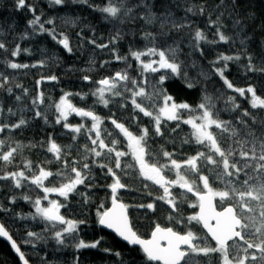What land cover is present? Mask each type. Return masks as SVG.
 <instances>
[{"label":"snow or ice","instance_id":"obj_1","mask_svg":"<svg viewBox=\"0 0 264 264\" xmlns=\"http://www.w3.org/2000/svg\"><path fill=\"white\" fill-rule=\"evenodd\" d=\"M67 2L68 0H48L49 6L62 7ZM72 3L85 4L94 12H99L102 19L111 23L114 28L117 23L123 25L128 21L143 20L146 26L159 21L161 31L159 33L142 32L141 39L146 42L145 48L137 49L130 44L126 55H120L119 42L127 34L134 36L135 32L132 30H129V33H124L122 28H116L115 34L110 35L105 43L97 42L95 29L90 25H85V28L92 31L91 37H84L85 29H81L77 33L81 40V47L86 43L101 52L109 51L112 59L101 62L100 69L106 68L113 62H123L126 65L125 68L98 81H92L87 74L83 75L84 82L98 85L91 92V95L96 98L93 106L85 109L73 105L70 98L79 96L81 100H85L88 93L81 95L80 93L64 92L56 101L51 97H46L40 91L35 97H32L30 105L25 104L24 102L31 96L30 90L15 83V77L6 74V70L47 67L49 63L59 64L60 59L56 53L48 55L44 49L41 52L47 58L33 64H22L16 62L15 59H7L8 56L19 57L22 52L31 55L32 50L21 48L19 43L15 48L9 50L6 37L11 31H14L15 22L9 24L7 29L3 24H0V55L5 58L0 59V63L5 65V71H0V93H7L8 97H15L13 104L7 110H5L3 99H0V136L8 134L4 139H0V162L10 165L22 148L38 146L43 148L47 145V152L51 153L56 161H62L63 164L62 170L52 172L26 160L23 163V169L6 171L0 175V181H11L15 189L34 185L43 192V196H37L34 201L30 195L9 198L10 204H14L18 198H22L32 204L35 209L34 214L29 216L17 214L19 219L39 220L44 223L43 232L27 231L24 242L35 246L34 242L47 243L51 239L55 243L56 251L72 246L77 253L73 258V264H80L79 252L87 249L100 250L105 254L114 255L118 257L117 264H134L131 259L125 260L121 252H114L110 248L101 249L100 246L104 242L103 237H99L93 242H85L82 238H78L80 226L88 225L87 214L83 210L92 203L90 193L98 187L95 184L93 169L99 168L106 179L111 177L112 182L104 187L110 190L112 207L105 208L104 203H100L96 212L98 226L113 231L130 246H139L146 261H160L162 264H200L198 258H207L208 264H264V117L259 116V110H264V98L257 95L255 86L250 84L246 88H236L226 77L229 63L239 64L244 55L247 56V64L242 65L243 70L246 73L264 75V56L260 57L257 63L255 54L247 51L248 41L251 37L242 36L245 29L243 21L238 15L239 0H231L230 5H226L225 0H220L214 9H209L206 3L190 4L183 9L185 16L180 20H177L174 14L167 9L160 15L154 13L153 0H137L135 3L132 0H102L100 4H93L91 0H72ZM14 6L17 10L27 9L33 16L27 22L24 34L19 36L20 41L47 34L69 54L73 53L74 49L70 46L68 36L57 31L53 18L42 22L43 14L37 15L36 5L29 4L28 0H14ZM221 8L229 13V18L233 21V29H238L236 37L225 34L226 26L222 23L223 12L212 19V13ZM188 14L194 16L207 14L208 24L206 27L215 28L214 38L208 40L203 30L198 27L194 28L192 21L188 19ZM248 18H254V14L248 13ZM80 22L79 17L65 21V23H72L74 26ZM46 25L51 27H46ZM165 27H168L169 31L183 33V36L171 44L166 42L163 45L159 44L157 41L169 34L163 31ZM261 28H264V23L261 24ZM236 38L240 40L241 50L231 55L217 53L215 60L209 61L210 70L208 72L200 68L195 60L188 67L185 66V61L180 60V56L183 54L181 45L185 39L191 49L189 55L198 53L203 57L205 53L202 43L204 45L234 44ZM261 47L264 49V41H261ZM130 61L136 63L137 77L130 75L129 70L132 69ZM189 67L192 70L200 68L197 76L205 81L211 75L219 77L227 89L238 93L240 97L251 94V109H255L257 112L253 113L245 109L235 117L234 122L222 120L220 119L221 111L234 113L241 109V105L236 103L235 97L229 96L225 107L218 109L206 89H202V99L196 107H192L187 102H176L174 97L168 93L165 84L167 81L178 78L186 82V87L189 89L198 87L199 80L188 75ZM45 81L58 82L59 77L41 75V78L36 81L37 87ZM146 89H150V91H146ZM161 98L164 105L157 109L155 104ZM145 101L150 103L145 104ZM129 102L131 113L127 126L126 123L114 118L115 113L107 117L113 126L111 132L103 126L104 118L94 111L96 104L103 105L109 110L115 106L118 110L126 111ZM53 109L54 112H52ZM29 111L33 115L26 117L25 113ZM184 112L190 114L189 118L182 119ZM197 112L200 114L191 115V113ZM73 113L81 118V123L73 125L69 122V116ZM50 114L55 115L54 121L49 120ZM140 114L149 118L150 127L141 126ZM37 118L43 119L44 124L53 127V130H55V126L59 125L64 130L61 135L68 136L71 143L66 148L58 145L53 131L48 134L46 141H29L27 145L17 141L15 146H12V137L15 132L29 127L31 122ZM87 120L91 121L90 126L85 122ZM168 122H175V127H170ZM181 124L189 125L192 131L190 137L180 141V147L177 148L176 133L181 130ZM133 126H136L139 134L130 130ZM213 126L218 132H213ZM168 132L172 134V140L166 141V143H171L174 150L168 151L161 145L156 157H153L154 150L149 144V140L156 137L164 139ZM114 137H122L127 141L128 150H120L121 140ZM80 138L85 139L87 143L81 146ZM226 139H232L233 144L224 148L222 145ZM193 140L197 146H201L205 150L197 151L195 155H189L186 158L179 157L183 145L190 144ZM249 145H251L250 148ZM5 147H7L6 151ZM81 147L83 148V152L80 153L82 160L72 159L70 150L79 151ZM129 155L135 161L139 176L143 177L144 181L151 182L152 185H157L163 190V195L157 196L152 202L139 204L135 207L154 212L156 201H161L168 206L169 221L178 225L183 222L181 206L185 201H177L173 190L179 188L180 195L187 197V194L191 193L195 197L194 203L189 204V207H198L199 211L187 217L185 227H188L189 230L186 233L180 234L173 227L162 228L157 223L151 233V239H143L134 230L129 220V206L121 203L119 198V190H128L129 187L122 182L121 175L118 174H127L125 169L133 168L132 164L122 163V159ZM153 159L156 162L150 163L149 161ZM106 160L114 161V166H109V163L104 162ZM160 160L165 162L160 163ZM205 166L208 174H204ZM34 168L37 171H33ZM171 172H175V179L167 177V174ZM49 178H52V181L59 180L61 182L58 186H46L45 181H48ZM216 181L221 182L224 188L213 187ZM78 186H83L85 191L80 192ZM149 187L148 183L144 184L145 190ZM50 193L62 197L63 202L58 199H49ZM147 195L151 196V191H147ZM71 196L80 197L77 205L81 208L84 219L68 218L61 214V208L69 207ZM217 199L222 211H217V205L214 203ZM42 200L47 201L48 205L44 206ZM225 204H234V206L224 207ZM10 211V208H5L0 204V212L9 213ZM192 222L203 226V229L206 230V237L215 241V246H211L207 238L202 240L191 230ZM0 237L10 241L11 248L18 254L22 264H29L25 253L21 251L20 246L3 223H0ZM161 241H166V245H162ZM70 242L73 243L70 245ZM250 250L255 251H251L249 255ZM234 251L236 252L235 256L233 255ZM241 251L245 255H239ZM41 264H47L43 257H41Z\"/></svg>","mask_w":264,"mask_h":264},{"label":"trees","instance_id":"obj_2","mask_svg":"<svg viewBox=\"0 0 264 264\" xmlns=\"http://www.w3.org/2000/svg\"><path fill=\"white\" fill-rule=\"evenodd\" d=\"M133 3L137 0H132ZM154 7L153 12L157 15L163 13L166 9L171 11L177 20H180L181 17L185 16L184 8L190 4H204L206 3L209 9H214L217 4L220 3V0H153ZM29 4L36 5L37 15H42V22L50 18H53L55 21V27L58 32L64 33L68 36L70 46L74 49L72 54H69L65 51L62 46L56 44L47 34L37 35L34 38L26 39L24 41L19 40V36L23 35L27 29V22L33 18L32 13L27 9L17 10L14 6V0H0V24H3L5 29L9 24L15 22V29L11 31L7 37V47L9 50L15 48L16 44L19 43L21 48H30L31 55L22 52L19 57L12 58L10 56L7 59H15L18 63H28L33 64L39 60L46 59L41 52L42 49L47 51L48 55L56 53L59 56L60 63H49L47 67L42 68H33V69H18V70H6V74L15 77V83H19L24 87L28 88L31 92V96L24 102L25 104L30 105L32 97H35L38 92L42 91L46 97H51L52 100L58 101L60 96L64 92L71 93H80L81 95L88 93L85 100H81L79 96H72L71 102L76 107H81L88 109L93 106L95 97L91 95V92L95 90L98 86L95 83L84 82L82 80L83 75L87 74L91 77L92 81H98L99 79L109 76L112 73L119 71L122 68H125L126 65L123 62H113L107 65L106 68L100 69V64L103 61L111 60L112 57L108 50L101 52L99 49L94 48L91 45L84 44L81 47V40L77 36V33L84 30V37L89 38L92 36V31L85 28V25H90L91 28L95 29V36L98 43H105L109 39L110 35L115 34L116 28H122L124 33H129V30L135 32V35L127 34L124 36V39L119 42V52L120 55H126L129 50V45H133L134 48L144 49L146 42L141 39L142 32H153L159 33L160 22L157 21L152 25H145L143 20L136 22L128 21L123 25L119 23L114 26L102 19V16L99 12H94L85 4L72 3V0L64 6H49L48 0H28ZM93 4H100L102 0H91ZM226 5H230L231 0H225ZM239 12L238 15L243 21V27L245 31L242 33V36H249L251 39L248 41V52L255 54L257 57V63L260 57L264 56V49L261 47V41H264V28H261V24L264 23V0H239L238 3ZM223 12L222 23L226 26L225 34L229 36L236 37V32L238 29H233V21L229 18V13L224 9H218L212 13V19H215L217 15ZM248 13H253L254 18L249 19ZM140 15V13H137ZM79 17L80 23L75 26L72 23H65L66 20L75 19ZM188 19L192 21L194 28L198 27L206 33L207 39L212 40L215 34V28L209 29L206 27L208 24V15L204 16L188 14ZM46 27H51L46 25ZM164 32H168L167 37H162L161 40L157 41L159 44L173 43L175 40H180L183 33H176L175 31H169L168 27L163 29ZM187 31V30H186ZM151 46V45H148ZM205 55L201 57L198 53L195 55H189L191 49L188 47V41L185 39L181 45L182 55L180 60L185 61V66L188 67L191 65L192 61L195 60L200 68L208 72L210 70L209 61L215 60L217 53L225 54H235L241 50L239 38L235 39L234 44H218V45H204L202 43ZM0 59H5L0 55ZM94 61V63H92ZM132 63V69H130V75L137 77L136 63L135 61H130ZM247 64V56H242L241 62L238 63H229V70L226 72L227 79L234 84L236 88H246L250 84L256 87L257 95L261 98H264V75L257 73H246L243 70L242 65ZM200 68L192 70L189 67L188 75L192 78L199 80V86L194 89H189L186 87V82L181 79L174 78L170 81H167L165 87L167 88L168 93L174 97L176 102H187L192 107H196L201 102L202 99V89H206L209 96L213 98V103L216 104L218 109H223L225 107V102L229 96H233L236 99V103L241 105V109L234 113L232 112H220V119L235 121V117L240 115V112L248 109L253 113H256L257 110L251 109L250 99L251 94H246L245 97H240L238 93H235L231 89H227L223 81L219 77L211 75L210 78L205 81L197 76V72ZM74 69V70H73ZM0 71H5V65L0 63ZM41 75L47 77L51 75H56L59 77V81H45L39 87L36 85V81L41 78ZM155 76V74H152ZM158 79V76H156ZM150 91V89H146ZM19 94V92H17ZM0 99L4 101L5 110L13 104L15 97H8L7 93H0ZM139 102V101H138ZM47 103V102H46ZM150 103L145 101V104ZM164 102L162 98L158 100L155 104V107L158 109L162 107ZM22 106V105H21ZM46 107V105H45ZM230 107V105H229ZM43 111V108L41 109ZM94 111L97 115L101 116L105 120L104 127H107L111 132L113 131V126L110 121L107 120V117L115 113L116 119L122 123H126L128 117L131 113V105L129 102L128 110H118L115 106L111 107V110L106 109L103 105L96 104ZM54 112V109L52 110ZM200 113H191L192 116L199 115ZM33 113L31 111L26 112V117H31ZM189 113H182V119L189 118ZM259 116L264 117V110H259ZM141 117V126L149 125V118ZM19 116L17 117V119ZM55 115L50 114L49 120L54 121ZM69 122L73 125L81 123V118L76 116L74 113L69 116ZM89 126L91 124L90 120L85 121ZM170 127H175V122H168ZM238 127V126H237ZM130 130L134 133L139 134L136 126H133ZM213 132L216 133V130L213 126ZM56 139V143L65 147L71 143V140L68 136L61 135V132L64 131L62 128L57 125L55 130L53 127L44 124L43 119L37 118L31 122V125L22 131H16L12 137V146H15L17 141L27 145L29 141L39 142L41 140H47L48 134L53 133ZM191 127L189 125L181 124V130H178L176 133V146L180 147V141L189 138L191 135ZM231 131V130H230ZM259 131V130H257ZM8 134L5 133L3 136H0V139H4ZM121 140L120 150L127 151V141L122 137H114ZM172 140V134L170 132L166 133L164 139L158 137L150 139L149 144H151L153 151V157H156L159 152L160 146L163 145L166 150L173 151V145L171 143H166V141ZM107 142V141H106ZM87 141L83 138H80L79 144L83 146ZM229 144H233L232 139H226L222 147L226 148ZM249 148L251 145L248 146ZM47 145L43 148H28L24 147L17 154L15 160L10 165H4L3 162H0V175H3L6 171H16L23 169V163L26 160H29L33 165H40L45 167L47 170L52 172H57L62 170L63 164L62 161H56L54 156L51 153L47 152ZM7 150V147L4 148ZM205 149L201 146H197L194 142L190 144H184L182 151L179 153V157L186 158L189 155H195L197 151H204ZM81 152L83 148L81 147L79 151L73 149L70 150V157L76 160H82ZM177 157V158H179ZM109 163V166H114V161H104ZM151 162H156L155 159L150 160ZM160 163L165 161L160 160ZM122 163H129L133 165L132 169H125L127 174L118 173L121 175L123 183H126L129 187L128 190H119V198L121 201L128 205V214L130 218V223L133 225L134 230L137 231L138 235L142 238L149 237L152 229L158 223L162 227H173L175 231L180 233H186L189 228L185 227L187 223V217L196 213V207H189V204L194 203L195 197L188 193L187 197L180 195L181 190L176 188L173 190V194L176 196L177 201H185L181 206V215L183 216V222L180 224H174V222L169 221L170 211L168 206L161 201H156L155 211L137 208L136 205L147 204L155 200L159 195H163V190L157 185H152L151 182L143 180V177L139 176L138 169L135 167V161L129 155L126 158L122 159ZM33 171H37L35 168ZM95 173V184L98 187L94 188L91 191L92 203L88 208L83 211L87 214L88 225L80 226V235L78 238H82L85 242H93L99 237L104 238V242L101 244V249L110 248L114 252L118 251L123 254L125 260L131 259L134 261V264H159L153 261H146V257L143 255L141 250L137 247H129L127 244L121 242L113 234L105 231L100 228L97 224L96 212L99 208L101 202L104 203L105 208L108 207L110 203L111 193L110 190H107L104 186L112 182L111 177L107 179L101 173L99 168L93 169ZM106 171V170H105ZM26 174H28L26 172ZM204 174H208L207 167H204ZM169 179H175V172L167 174ZM192 178V177H190ZM243 178V177H242ZM52 178H49L48 181H45L46 186H58L61 181L56 180L52 181ZM26 183V182H25ZM148 183L150 185L149 189H144V184ZM213 187L217 189H223L224 185L216 181L213 184ZM80 192H84L85 189L83 186H78ZM147 191H151L152 195L148 196ZM24 195H30L34 201L37 196H43V192L36 188L34 185H28L21 189H15L12 186L11 181H0V204L5 208H10L9 213L0 212V222L6 226V229L9 231L12 238L20 246L21 251L25 253L26 258L31 264H41V257L47 262V264H73V258L77 254L76 250L72 246L65 247L60 251L55 250V243L53 240L49 239L47 243L43 242H34L33 244H26L25 238L27 231L33 232H43L44 223L39 220L33 221L31 219L22 220L17 217V214H22L24 216H29L34 214L35 209L32 204L26 202L22 198H18L14 204L9 203V198L12 196L22 197ZM49 199H58L63 202L62 197H58L55 193L49 194ZM79 196H71L70 204L67 209L61 208V214L65 215L68 218L74 219H84V215L81 214V208L77 205L79 201ZM44 206L48 205L47 201L42 200ZM216 205L218 209L222 207L219 206L218 199L216 200ZM228 205V204H225ZM224 205V206H225ZM234 206V204H232ZM103 210V209H101ZM191 230L202 240L207 238L210 241L211 246H215V243L211 241L209 237H206V233L201 228L200 224L192 222ZM73 242H70V245ZM250 250L249 255L251 254ZM233 255H236V252H233ZM239 255H245L242 251ZM257 255H259L257 253ZM200 264H208L207 258H198ZM80 264H117L118 257L114 255L105 254L103 251L95 249L80 250L79 252ZM0 264H20L18 259L9 249L7 244L0 239Z\"/></svg>","mask_w":264,"mask_h":264},{"label":"water","instance_id":"obj_3","mask_svg":"<svg viewBox=\"0 0 264 264\" xmlns=\"http://www.w3.org/2000/svg\"><path fill=\"white\" fill-rule=\"evenodd\" d=\"M120 202L123 203V204H125V203H124L123 201H121V200H120ZM214 203L216 204V200L214 201ZM228 206H232V205L228 204V205H225L224 207H228ZM111 207H112V204H111V197H110V203H109V205H108L107 208H111ZM198 211H199V208L196 207V212H198ZM217 211H222V208H221V209H218V208H217ZM129 220H130V218H129ZM0 223H1V222H0ZM200 226H201V228L203 229V226H202V225H200ZM99 227H100V226H99ZM161 227H162V226H161ZM100 228H102V227H100ZM162 228H167V227H162ZM102 229H104L105 231H107V232L113 234V235H114L115 237H117L121 242L127 244V242L123 241L122 238L118 237L113 231H111V230H109V229H106V228H102ZM153 230H154V228L152 229V231H153ZM152 231H151V233H152ZM203 231L206 233V230H205V229H203ZM151 233H150L149 237H147V238H143V239H151ZM180 234H184V233H180ZM141 238H142V237H141ZM209 238H210V237H209ZM0 239L3 240V241L7 244V246L9 247V249L12 251V253L15 255V257L18 259L19 263L22 264V262L19 260L18 254L15 252L14 249L11 248V243H10V241H8L6 238H2V237H0ZM210 239H211V238H210ZM213 242L215 243V241H213ZM161 244H162V245H166V241H161ZM127 245H128V244H127ZM128 246H129V247H133V246H130V245H128ZM135 247L139 248V246H135ZM153 262H157V263H159V264H162V262H160V261H153ZM29 264H31V263L29 262Z\"/></svg>","mask_w":264,"mask_h":264}]
</instances>
